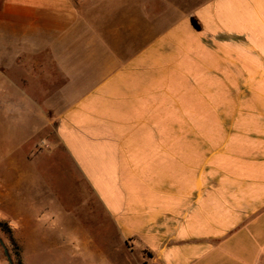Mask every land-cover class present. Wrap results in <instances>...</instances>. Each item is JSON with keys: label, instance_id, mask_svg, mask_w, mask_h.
<instances>
[{"label": "crops", "instance_id": "1", "mask_svg": "<svg viewBox=\"0 0 264 264\" xmlns=\"http://www.w3.org/2000/svg\"><path fill=\"white\" fill-rule=\"evenodd\" d=\"M80 2L0 0V238L21 264H97L99 216L126 264H264V0L148 43L143 6L139 28L128 2ZM49 82L72 99L53 119Z\"/></svg>", "mask_w": 264, "mask_h": 264}, {"label": "rangeland", "instance_id": "2", "mask_svg": "<svg viewBox=\"0 0 264 264\" xmlns=\"http://www.w3.org/2000/svg\"><path fill=\"white\" fill-rule=\"evenodd\" d=\"M115 0H96L97 2V11L100 13L101 10H103V7H105V3L108 2L111 4V2H114ZM117 1H125L129 4V12L132 13V11L139 12V28L140 25V14L141 9L143 6V13H144V30H145V38L146 43L150 41L156 35L158 32L164 33L169 30V28L177 25V27H181L182 23L185 19L191 18L194 16L195 11L202 7L203 5L209 3L212 0H117ZM91 3L92 0H81L80 2V11L89 16V13L91 11ZM112 6V5H111ZM134 9V10H133ZM105 11V10H103ZM136 13V12H135ZM191 16V17H190ZM195 18V17H193ZM88 21V19H86ZM108 21L110 25L107 27L111 28V24L113 21H116L115 18H113L111 13V8L108 9V19H97V27L99 29L104 28V22ZM119 22V19H117ZM121 21V20H120ZM123 22L125 21L122 20ZM121 21V22H122ZM129 26L136 27V18L133 20L131 17L128 19ZM100 23V24H99ZM52 67L49 68V72H52ZM87 83H79L76 84V89L79 88L81 91L85 86H87ZM62 84L56 83V82H49L46 84H32V91L34 95H38V92L43 91V94L45 92L47 98L41 99L40 101L45 105H47L48 112L50 115V119H53L56 117V111L60 110L62 107H65L68 105V103L72 100L70 97L71 90L66 91L64 95L58 94L57 90L60 89ZM40 150H49V146L45 144L43 141L39 142L37 145ZM97 223L94 224V222H90L89 225L86 226V229L88 233L92 236V238L96 239V244L98 246V255H97V264H126V259L124 257V253L119 250H114L112 256H108L106 251L108 252V248H111L113 246L117 245L116 243V237L118 235V232L116 231L115 227H102L100 225L101 222H104L102 219L97 217ZM9 228L2 224L0 222V233H2V236L7 237L9 234ZM111 234L113 238H104L106 235ZM5 245L7 246L10 255L12 257V260L14 264H21L20 260L17 258V246L16 244H11L10 238H1ZM112 240V241H111ZM3 251V250H2ZM108 257H107V256ZM129 261L127 264H143L142 261L137 262L138 259H136V255L129 254ZM4 260L7 262L5 256Z\"/></svg>", "mask_w": 264, "mask_h": 264}, {"label": "water", "instance_id": "3", "mask_svg": "<svg viewBox=\"0 0 264 264\" xmlns=\"http://www.w3.org/2000/svg\"><path fill=\"white\" fill-rule=\"evenodd\" d=\"M0 245L2 247L3 254H4L8 264H14L12 257L10 255V252H9L7 246L5 245V243L3 242V240L1 238H0Z\"/></svg>", "mask_w": 264, "mask_h": 264}, {"label": "trees", "instance_id": "4", "mask_svg": "<svg viewBox=\"0 0 264 264\" xmlns=\"http://www.w3.org/2000/svg\"><path fill=\"white\" fill-rule=\"evenodd\" d=\"M190 21H191L193 27H194L196 30H199V29H200V25L198 24V22L196 21L195 18L191 17V18H190Z\"/></svg>", "mask_w": 264, "mask_h": 264}]
</instances>
